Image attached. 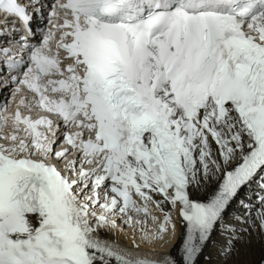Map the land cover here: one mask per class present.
Listing matches in <instances>:
<instances>
[{"label":"snow or ice","instance_id":"6c2138e0","mask_svg":"<svg viewBox=\"0 0 264 264\" xmlns=\"http://www.w3.org/2000/svg\"><path fill=\"white\" fill-rule=\"evenodd\" d=\"M3 90L0 264H264V0H0Z\"/></svg>","mask_w":264,"mask_h":264},{"label":"bare ground","instance_id":"6f19581e","mask_svg":"<svg viewBox=\"0 0 264 264\" xmlns=\"http://www.w3.org/2000/svg\"><path fill=\"white\" fill-rule=\"evenodd\" d=\"M149 227L154 228L153 224H150ZM179 227H180V225L177 226L178 229H179ZM119 240L126 242L127 246H129L130 238L128 236H126L124 234H120ZM137 242L139 243V239H137ZM157 242H160V241H157ZM157 242L153 246L151 244H141L140 248L150 247V248L157 249V250H161V249L166 250V249H169L171 247V244H169V243L167 244V246L161 247L159 245V243L157 244ZM205 255L208 256V260L204 261L202 258V264H214L215 256H214L212 245H209V248L207 249Z\"/></svg>","mask_w":264,"mask_h":264},{"label":"rangeland","instance_id":"374dc122","mask_svg":"<svg viewBox=\"0 0 264 264\" xmlns=\"http://www.w3.org/2000/svg\"><path fill=\"white\" fill-rule=\"evenodd\" d=\"M160 242H161V241H160ZM160 242H157V244L159 243V245L161 246V243H162V242H161V243H160ZM169 244H171V245H172V243H169ZM152 246H153V245H152Z\"/></svg>","mask_w":264,"mask_h":264}]
</instances>
